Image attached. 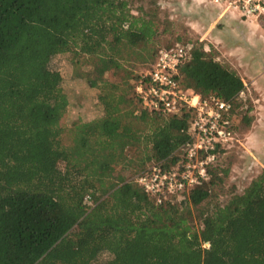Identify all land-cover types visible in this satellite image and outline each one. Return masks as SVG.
I'll list each match as a JSON object with an SVG mask.
<instances>
[{"label":"trees","instance_id":"trees-1","mask_svg":"<svg viewBox=\"0 0 264 264\" xmlns=\"http://www.w3.org/2000/svg\"><path fill=\"white\" fill-rule=\"evenodd\" d=\"M130 4L0 0V264H264V165L223 201L229 148L178 199L156 203L133 181L147 165L180 157L192 112L149 111L135 95L156 50L172 44L156 48L163 19ZM120 43L150 53L143 73L113 78L108 67L119 64L103 51ZM179 43L191 45L177 68L180 87L230 101L234 132L247 128L240 76L205 40ZM63 54L89 59L69 76L94 90L99 109L78 108L73 87L78 110L66 127Z\"/></svg>","mask_w":264,"mask_h":264},{"label":"rangeland","instance_id":"rangeland-1","mask_svg":"<svg viewBox=\"0 0 264 264\" xmlns=\"http://www.w3.org/2000/svg\"><path fill=\"white\" fill-rule=\"evenodd\" d=\"M130 2L132 9L153 8L157 11L159 19H163L165 29L156 39V48L163 46L166 41L173 44L196 38L199 40L201 33L209 31L210 34L211 30H219L224 47L221 49L222 55L213 47L219 54L218 58L229 64L236 73L242 71L243 78L249 76L250 82L256 79L254 83L242 81L246 86L244 95L251 103V109L247 114L250 123L247 128L240 126L235 130V140L228 152L222 156L223 164H228L229 171L218 199L223 201L229 193L241 192L264 165V18H249L242 24L238 22L239 13L235 12L232 14L238 18L225 15L224 18L235 20L225 24L222 22L223 17L217 20L218 8L211 5L208 0H130ZM175 36L179 40H175ZM103 54L104 57L116 59L119 64L117 68L108 67L113 78L118 80L124 79L129 71L133 74L143 73L151 61L147 50L130 49L124 43L114 48H105ZM57 61L69 99L68 112L62 120L63 127L68 125L78 110L71 93H74L73 87L78 89L76 93L81 94L83 99L78 108H83V105L88 103L92 116H95L99 109L93 104L94 90L84 91L85 86L82 82L71 80L69 76L87 69L89 59L79 57L77 62L73 63L69 54H63ZM61 139L63 144L69 143V136L65 131L62 132Z\"/></svg>","mask_w":264,"mask_h":264},{"label":"built area","instance_id":"built-area-1","mask_svg":"<svg viewBox=\"0 0 264 264\" xmlns=\"http://www.w3.org/2000/svg\"><path fill=\"white\" fill-rule=\"evenodd\" d=\"M220 14L239 13V18H264V0H208ZM191 49L190 44L173 43L158 48L148 73L138 78L133 91L149 111L174 113L190 109L192 117L181 152L169 166L162 161L147 165L133 176V181L156 203L178 199L195 184L208 179V167L219 149L229 148L235 140L231 123V102L213 94L204 97L191 89H182L176 80L177 68ZM246 86L237 93L241 97ZM88 201V197L84 198Z\"/></svg>","mask_w":264,"mask_h":264},{"label":"crops","instance_id":"crops-1","mask_svg":"<svg viewBox=\"0 0 264 264\" xmlns=\"http://www.w3.org/2000/svg\"><path fill=\"white\" fill-rule=\"evenodd\" d=\"M216 11H217V13H216L217 20L221 19L223 17L222 18V22L225 23V24H228V23L230 24L231 22L235 21V20H232L233 18H224L225 15H229V17H234V18L237 17L235 14H227V13L220 14V11L218 9H216ZM238 19L240 20L238 22H240L242 24L245 23L244 20H242L240 18H238ZM255 26H257V25H255ZM208 32L209 31L201 33V36H200L199 40H205L206 42L211 44L217 51H219V53H221V55H222L223 52H221V49L224 47L223 46L224 44L222 43V40H221V37H220L222 34L220 33L219 30H217V31L216 30H211L210 34H208ZM237 73H238V75L240 76V78H241V80L243 82L247 81L249 83H254L256 81V79H255V80L250 82L251 78L249 76H247V75L245 76V78H243L244 76H242V75H244V73L242 71H238Z\"/></svg>","mask_w":264,"mask_h":264},{"label":"water","instance_id":"water-1","mask_svg":"<svg viewBox=\"0 0 264 264\" xmlns=\"http://www.w3.org/2000/svg\"><path fill=\"white\" fill-rule=\"evenodd\" d=\"M206 245H207V243L205 242V243H204V246H206Z\"/></svg>","mask_w":264,"mask_h":264}]
</instances>
